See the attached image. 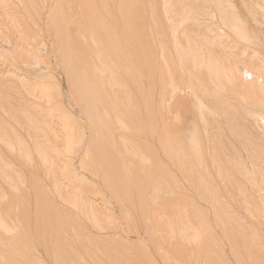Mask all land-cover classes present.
I'll return each instance as SVG.
<instances>
[{"label":"rangeland","instance_id":"374dc122","mask_svg":"<svg viewBox=\"0 0 264 264\" xmlns=\"http://www.w3.org/2000/svg\"><path fill=\"white\" fill-rule=\"evenodd\" d=\"M82 1L85 3L82 4ZM82 1L79 3V0H0V203H2L0 207L2 205L5 207L8 201L5 209L4 207L1 209L2 216L11 227H17L11 234L0 228V256L2 255L0 264H61L64 262V264L72 262V264H264L263 245L260 242L258 244L256 239H252L253 236L250 231L248 232V226L245 225L246 220H240V218L246 217L249 219L250 214L246 209H255L258 203L261 206L260 199L262 197L264 199V147H261L263 145L259 142V139H262L264 143L263 133L256 129L257 120L251 113L246 112L248 108L244 107L245 103H241L239 94H237L243 91L240 87L241 82H237L239 86L235 84V87H238L233 89L236 93H232L230 90L214 93L210 90L208 83H205L206 88L202 87L204 90H201V86L198 87L199 84L196 81L198 70L189 55L186 54L192 51L196 45L201 44L206 51L210 47V50L212 49L220 56H227L229 61L237 62L240 65L244 63L243 67L249 64L245 67L247 69L252 66L259 67L257 70L261 72L260 76H264V10H262L264 9V0H180V2L179 0H142V3H140L141 0L136 2L134 0H116V2L107 0L108 3L106 0L104 3L103 0H100L103 4L99 2V5L98 2L96 3L98 0ZM94 1L98 7L96 10L99 11H94L95 9L92 10V8L91 15L88 13L90 9L88 10L86 6L91 7L90 4ZM106 3L107 5H105ZM78 6L80 7L78 8ZM59 11L61 17L57 16ZM106 11H109V14H114L113 19L110 18L111 14L109 15ZM61 12L65 14L63 15ZM97 13L100 17L97 16ZM87 14L91 17H85L88 16ZM62 15L66 16L67 20ZM131 15H133V19L130 18ZM54 17L56 18L54 19ZM92 17L95 18V22H92L97 27L99 26L101 32L105 33H101L94 23L90 29L93 35L89 32L86 27L90 21H87ZM226 17H233L232 19L242 28L246 40L239 36L237 31L227 27ZM58 18L64 19L62 24H59L61 20L57 21ZM122 19L130 27L137 19V22L134 23H138L139 27L134 25L136 30L130 31L133 28L130 29ZM77 22L78 26H76ZM81 24L82 26H80ZM57 25L58 30L63 28L61 30L63 32L57 31ZM65 28L67 29L65 30ZM95 28L98 30L96 32H99L96 34L99 35L94 34ZM139 33L143 36L140 37ZM102 34L103 36H101ZM94 35L98 40L100 38L101 40L94 39L96 38ZM92 36L94 37L90 38ZM62 37L64 38L62 39ZM65 37H69L67 39L71 41H68V46L63 42ZM111 37L114 39L112 40ZM144 37L146 40L143 39ZM106 38L111 41H106V43ZM140 39L145 42L140 44ZM115 40H118L119 44ZM69 43H73L75 46L71 48L72 45ZM110 44L118 46L114 49L115 53L113 47L109 49L111 52L107 50L109 46L111 47ZM132 44L133 46H131ZM98 47H102L104 50ZM67 50L70 51L67 52ZM81 50L83 51L81 52ZM98 50L101 53L98 54ZM105 50L107 56L100 58L99 55L102 56L104 54L102 52ZM122 53L126 56L124 57ZM71 55H73L72 58L77 56L74 58L76 65L73 64L74 67H77V71H79L78 67H82V71L87 69L84 72L87 75V80L89 79L88 85H91L92 88L96 87L98 92L106 88V91L103 92L107 94L102 96L97 91L96 95L95 89H90L88 86V92L95 94V96L94 94L90 96H94L95 99L98 97L97 102L100 101L98 102L100 104H97L99 106L98 115L93 114L94 117L92 114L89 116L90 112L87 114L88 111L85 110L90 109L85 106L89 105L87 99L89 98L90 101V96L88 98L86 96V102L82 97L81 100H78L80 99L77 96L78 91H75L73 81L71 78L69 79V75L72 77L70 74L72 72ZM69 59L70 62L67 65ZM114 59L116 61L119 59L118 64ZM128 59H131V62ZM86 64L90 67H85ZM121 69L123 70L121 71ZM112 72L116 73L111 76ZM128 72L129 74H127ZM97 75L103 78H99ZM114 76L117 80H114ZM202 76L204 79L206 78L205 73L201 74ZM97 78H99L98 81ZM90 80L92 81L90 82ZM20 81L23 82V86L18 85L21 83ZM119 81L120 83H118ZM101 84L103 85L101 86ZM148 85L149 88H147ZM112 86H114L113 89ZM41 87L43 90L40 89ZM32 88L33 90H31ZM99 88L100 90H98ZM45 89L47 93H44L43 96ZM148 92L150 93L148 94ZM107 96L115 102L111 104L107 102V99L110 100ZM197 98L207 106L202 113L199 110ZM112 101L110 100V102ZM118 101L119 103H116ZM114 103L116 104L114 105ZM112 105L115 107H110ZM131 105L132 107H130ZM145 107L147 108L145 109ZM93 111L96 113V108ZM126 111L130 114H126ZM63 114L65 120L71 123L70 126L75 129L73 132L79 139L76 151L74 150L71 154L64 153L60 148L63 133V118L61 116ZM115 114L118 117L124 116L125 119L127 117V121L121 117L120 119L124 123L127 122L125 126L128 130L118 126V117ZM151 115L154 116V120ZM28 116H31L36 122L38 121L36 123L33 120L35 131L26 119L29 118ZM112 117L116 119L114 120L115 124L112 123L114 119ZM148 117L151 121L148 120ZM105 118L107 121L104 120ZM142 119L145 120V123ZM101 120L104 123H101ZM93 122H96L94 123L96 125ZM135 123L138 126H134ZM142 123L144 127L142 125L139 127ZM103 125L112 127L107 129ZM37 128L42 134L37 132ZM167 134L169 137L166 136ZM171 136H174L175 139ZM47 137L49 140L46 139ZM48 141H51L50 144ZM166 141L174 144L172 145L175 148H172L177 151L174 152L175 154L173 150H169L171 153H166L162 143H168ZM194 143H197L196 146ZM43 145H46L45 147L48 149H45ZM48 145L52 146L55 151L50 150ZM41 147L43 150L39 149ZM38 151L46 153L47 158L42 157ZM210 154L214 157L212 155L211 157ZM234 159L245 162L247 168H251L249 170L252 171L257 187L250 184L248 178L239 171ZM49 164L53 167L51 168ZM62 167H66V169ZM202 167H204L203 170H201ZM221 169L223 173H219L222 172ZM68 173H71L70 177ZM105 182H108L110 186ZM112 183L114 184L112 185ZM57 187L58 190H56ZM74 197H77L79 202L81 199L80 206L76 207L68 203ZM89 203L98 210V212L95 211L98 214L96 217L98 221L100 220L101 228L95 225L90 216L87 205ZM247 206L248 208H246ZM82 208L84 209L82 210ZM34 210L35 212H33ZM108 214L112 217L110 218ZM20 217L23 222L20 221ZM12 221L16 224H11ZM171 223L174 224L176 230L185 224L198 228L196 229L199 233L197 240L192 242V240H184L179 235H171ZM244 233L245 235H243ZM9 236L18 237L10 238L11 241L13 240L11 243ZM242 236L244 237L242 238ZM232 243H235L237 248H235L236 256L230 254ZM255 243L261 245V248ZM24 244L26 246H23ZM252 245L255 247L253 248ZM18 250L21 252L19 251V253ZM20 254L23 259L19 256Z\"/></svg>","mask_w":264,"mask_h":264},{"label":"bare ground","instance_id":"6f19581e","mask_svg":"<svg viewBox=\"0 0 264 264\" xmlns=\"http://www.w3.org/2000/svg\"><path fill=\"white\" fill-rule=\"evenodd\" d=\"M32 1V0H31ZM82 1V0H81ZM80 0H79V3L81 2ZM89 0H87V2H88ZM93 1V0H92ZM91 1V2H92ZM96 1V0H95ZM95 1H94V3H92V4H90V5H92L91 7L88 5V6H86V7H88V10H89V14H91L92 12H90L91 11V9L92 10H94V11H97L96 10V8H98V7H96L97 5H96V3L98 2V5H99V2H100V0H98V1H96V3H95ZM123 1H125V0H123ZM135 2L137 1V0H134ZM186 1V0H185ZM60 2V1H59ZM78 2V1H77ZM83 2V1H82ZM81 2V3H82ZM103 3L105 2L104 0L102 1ZM102 2H100L101 4H103ZM106 2H107V0H106ZM111 2V1H110ZM115 2H116V0H115ZM119 2H122V1H119ZM118 2V3H119ZM132 2V1H131ZM179 2H180V0H179ZM58 3V2H57ZM61 3V2H60ZM85 2H83L82 4H84ZM90 3V2H89ZM108 3V2H107ZM107 3L105 4V5H107ZM113 3H114V1H113ZM113 3H112V5H113ZM124 3V2H123ZM122 3V4H123ZM140 3H142V0H141V2ZM177 3V2H176ZM181 3H183L184 4V2H181ZM217 3H218V1H217ZM59 4V3H58ZM61 4H63V3H61ZM82 4H80V5H82ZM88 4V3H87ZM93 4H95L94 6H95V8L93 7ZM100 4V6H102ZM125 4H127V3H125ZM124 4V5H125ZM131 4V3H130ZM178 4V3H177ZM60 5V4H59ZM104 5V6H105ZM121 5V4H120ZM119 5V6H120ZM128 5H129V3H128ZM134 5V4H133ZM173 5V4H172ZM109 6V5H108ZM107 6V7H108ZM114 6V5H113ZM132 6V5H131ZM130 6V7H131ZM134 6H136V5H134ZM141 6V5H140ZM143 6V5H142ZM56 7H58V6H56ZM80 6H78V8H79ZM85 7V8H86ZM106 7V8H107ZM125 7H127V8H129L128 6H125ZM124 7V8H125ZM133 7V6H132ZM137 7V6H136ZM219 7V6H218ZM67 8V7H66ZM84 8V7H83ZM83 8H82V10H83ZM126 8V9H127ZM220 8V7H219ZM59 9V8H58ZM57 9V10H58ZM107 9H109V8H107ZM114 10H115V8H113ZM122 10H123V8H121ZM125 9V10H126ZM221 9V8H220ZM60 10H61V8H60ZM79 10V9H78ZM88 10H85L86 12L88 11ZM104 10V9H103ZM106 10V9H105ZM110 10V9H109ZM120 10V9H119ZM118 10V11H119ZM130 10V9H129ZM136 10V9H135ZM262 10H264V9H262ZM62 11H63V9H62ZM84 11V10H83ZM99 11V10H98ZM133 11V10H132ZM131 11V12H132ZM183 11V10H182ZM64 12V11H63ZM85 12V13H86ZM108 12V14H109V11H106V13ZM112 12V11H111ZM227 12V11H226ZM67 13V12H66ZM82 13V12H81ZM100 13V12H99ZM119 13V12H118ZM123 13V12H122ZM121 13V14H122ZM184 13V12H183ZM188 13V12H187ZM229 13V12H228ZM264 13V12H263ZM60 14V11L58 12V14H57V16H59V17H61V15H59ZM61 14H63L62 12H61ZM65 14V13H64ZM63 14V15H64ZM105 14V13H104ZM107 14V16H109ZM120 14V13H119ZM125 14H126V12H125ZM128 14V13H127ZM62 15V16H63ZM88 15V14H87ZM92 15V14H91ZM93 15H94V13H93ZM96 15V14H95ZM99 14L97 13V16H98ZM101 15V14H100ZM106 15V14H105ZM113 13L111 14V16H110V18L111 19H113L112 17H113ZM54 16H55V14H54ZM90 15H88V16H85V17H89ZM129 16H130V14H129ZM132 17H130V18H132L133 19V15H131ZM227 16V15H226ZM230 16V15H229ZM234 16V15H233ZM72 17V16H71ZM91 17V16H90ZM96 17V16H95ZM98 17H100V16H98ZM97 17V18H98ZM120 17H121V15H120ZM135 17V16H134ZM224 17V16H223ZM235 17V16H234ZM56 17H54V19H55ZM63 18L65 19V20H67L66 19V16L64 17L63 16ZM68 18V17H67ZM105 18V17H104ZM103 18V19H104ZM109 18V19H110ZM115 18H116V16H115ZM114 18V19H115ZM122 18V17H121ZM120 18V19H121ZM137 18V17H136ZM233 18V17H232ZM231 17H226V20H228V22H227V27L228 28H231V29H233V30H235V31H237V34L239 35V36H241L242 38H246V36L244 35V32L242 31V28H240L239 27V25L237 24V22H235L234 21V19H232ZM64 19H60V18H58V20L57 21H59V20H61L60 22H59V24H62L61 22L62 21H64ZM86 21H87V19L86 18H84ZM83 19V20H84ZM88 19H91V20H88L87 22H89L90 21V23L89 24H92V25H87V27L86 28H88L89 29V32H91L90 31V29H91V26L93 27V23L95 22L94 21V19H93V17L92 18H88ZM102 19V18H101ZM55 20V21H56ZM99 20V19H98ZM106 20V19H105ZM116 20V19H115ZM114 20V21H115ZM123 20V19H122ZM122 20H120L121 22H122ZM129 20V19H128ZM139 20V19H138ZM222 20H224V19H222ZM221 20V21H222ZM236 20V19H235ZM56 21V22H57ZM69 21V20H68ZM67 21V22H68ZM71 21H72V19H71ZM92 21H94V22H92ZM96 21H97V19H96ZM104 21V20H103ZM107 21V20H106ZM125 20H123V22H124ZM136 22H137V19L135 20ZM134 21V22H135ZM180 21V20H179ZM67 22H66V25H67ZM79 22V21H78ZM77 22V25L76 26H78V23ZM82 22V21H81ZM86 22V23H87ZM92 22V23H91ZM108 22V21H107ZM128 22V21H127ZM133 22V25L130 27L129 25H127L125 22V24L127 25V26H129L130 27V29L131 28H133V30H130V31H134V30H136V26H134V25H137V27H139V25H138V23H134ZM53 23H54V21H53ZM58 23V22H57ZM76 23V22H75ZM83 23V22H82ZM103 23V22H102ZM101 23V24H102ZM110 23V22H109ZM130 23H131V19H130ZM263 23V22H262ZM63 24H64V22H63ZM98 24H99V22H98ZM106 24V23H105ZM240 24V23H239ZM94 25H95V27H97L96 26V24L94 23ZM110 26H111V23L109 24ZM221 25V24H220ZM56 26V25H55ZM62 26V25H61ZM65 26V25H64ZM80 26H82V24L80 25ZM80 26H79V28H80ZM84 26V25H83ZM90 26V27H89ZM104 27H106L105 25H103ZM223 26V25H222ZM57 27H58V25H57ZM113 27V26H112ZM122 27V26H121ZM134 27H135V29H134ZM224 27V26H223ZM243 27V26H242ZM125 28V27H124ZM59 29V27L57 28V31L59 32V31H61V30H63V28L61 29V30H58ZM67 28H65V30H66ZM74 29V28H73ZM78 29V28H77ZM93 29V28H92ZM97 29H99V26L97 27ZM96 28L93 30V31H95V33L94 34H96V33H99V32H96V31H98ZM104 29H106V28H104ZM103 29V30H104ZM110 29H111V27H110ZM116 29V28H115ZM138 29V28H137ZM64 30V31H65ZM108 30H109V27H108ZM120 30V29H119ZM129 30V29H128ZM69 31V30H68ZM78 31H79V29H78ZM99 31L101 32L102 30H100L99 29ZM107 31V30H106ZM112 31V30H111ZM114 31V30H113ZM124 31V30H123ZM61 32H63V31H61ZM60 32V33H61ZM67 32V31H66ZM66 32H65V34H66ZM109 32V31H108ZM128 32V31H127ZM234 32V31H233ZM247 32V31H246ZM85 33V32H84ZM83 33V34H84ZM92 33V35H93V32H91ZM101 33H105V32H101ZM113 33V32H112ZM111 33V35H113ZM125 33V32H124ZM65 34H62L63 36L65 35ZM219 34V33H218ZM60 35V34H59ZM67 35H68V33H67ZM91 35V34H90ZM96 35H99V34H96ZM110 35V34H109ZM124 35V34H123ZM247 35H249V34H247ZM1 36V35H0ZM95 36V35H94ZM94 36H92V37H90V38H93ZM101 36H103V34L101 35ZM100 36V37H101ZM108 36V35H107ZM117 36V35H116ZM125 36H126V34H125ZM139 36L141 37V36H143V35H141L140 33H139ZM88 37V36H87ZM96 37V36H95ZM119 37V36H118ZM118 37H117V39H118ZM215 37V36H214ZM248 37V36H247ZM64 37H62V39H63ZM69 39V37H65V39L63 40V42H64V44L66 45V46H68V41H70V40H68ZM81 38V37H80ZM107 38H109V37H107ZM107 38H106V40H105V42L106 41H111V40H107ZM112 38V37H111ZM125 38V37H124ZM139 38V37H138ZM146 37H144L143 39H145ZM216 38V37H215ZM221 38V37H220ZM219 38V39H220ZM61 39V40H62ZM94 39H97V41H100L101 40V38H100V40H98V38L96 37V38H94ZM93 39V40H94ZM114 38H112V40H113ZM132 39V38H131ZM142 39V38H141ZM141 39H140V41H141ZM142 39V40H143ZM124 40H126V39H124ZM146 40V39H145ZM145 40L144 41H141L140 42V44L141 43H143V42H145ZM215 41H216V39H214ZM221 40V39H220ZM246 40V39H245ZM86 41V40H85ZM95 41V40H94ZM97 41H95L96 43H97ZM104 41V40H103ZM117 41L118 40H115V42L117 43ZM133 41V40H132ZM2 42V41H1ZM71 42V41H70ZM76 42V41H75ZM93 42V41H92ZM104 42V43H105ZM135 42V41H134ZM212 42H214L213 41V39H212ZM94 43V42H93ZM107 43V42H106ZM106 43L104 44L105 46H106ZM112 43H113V41H112ZM124 43V42H123ZM62 44V43H61ZM70 44V43H69ZM118 44H119V41H118ZM221 44V43H220ZM219 44V45H220ZM29 45V44H28ZM64 45V46H65ZM70 45H72L71 46V48H73L74 46H73V43H71ZM78 45V44H77ZM94 45V44H93ZM111 45V44H110ZM84 46V45H83ZM87 46V45H86ZM90 46V45H89ZM96 46H98V45H96ZM100 46V45H99ZM130 46V45H129ZM131 46H133V44L131 45ZM212 46V45H211ZM70 47V46H69ZM68 47V48H69ZM113 47V48H112ZM116 47H118V46H114V44L113 45H111V47L109 46L108 47V49L107 50H109L110 48H112L113 50L116 48ZM120 47V46H119ZM76 48V47H75ZM99 48V47H98ZM100 48H102V47H100ZM99 48V49H100ZM103 48H105L104 46H103ZM102 48V49H103ZM107 48V47H106ZM133 48V47H132ZM248 48V47H247ZM65 49V48H64ZM70 49V48H69ZM82 49V48H81ZM127 49V48H126ZM129 49V48H128ZM134 49V48H133ZM66 50V49H65ZM72 50V49H71ZM91 50V49H90ZM104 50V49H103ZM102 50V51H103ZM112 50V51H113ZM117 50V49H116ZM130 50H131V48H130ZM214 50V49H213ZM70 50H67V52H69ZM75 51V50H74ZM83 50H81V52H82ZM87 51H89V50H87ZM94 51V50H93ZM110 51V50H109ZM127 51V50H126ZM129 51V50H128ZM132 51V50H131ZM99 50H98V54H99ZM111 52V51H110ZM134 52V51H133ZM207 52V53H206ZM93 53V52H92ZM91 53V54H92ZM101 53V52H100ZM102 53H104L102 56H101V54L99 55V57L101 58V57H103V56H105L107 53H106V50L104 51V52H102ZM114 53H115V50H114ZM135 53V52H134ZM245 53V52H244ZM97 54V55H98ZM110 54V53H109ZM133 54V53H132ZM136 54V53H135ZM145 54V53H144ZM149 54V53H148ZM186 54H188L189 55V58H191V60L193 61V63H194V65H195V68H197V76H198V78H197V83L199 84L198 85V87L199 86H201V90H204L206 87H205V83H208L209 84V87H210V90L212 91V92H214V93H218V92H225V91H228V90H230V91H232V93L233 92H235L233 89H237L238 87H235V84H236V86H239V82H241V88H242V93H241V91H240V89H239V93H237V94H239V97H240V99H241V103H245V105H244V107L245 106H247V110L249 111H246L247 113H251L254 117H255V119L257 120V126H256V129H258V130H261L262 131V133H263V136H264V76H260V74L259 73H261L260 71L258 72V68L259 67H256V68H254L253 66V68L251 67V68H249V69H247V68H245V67H247V66H249V64L247 65V66H245V67H243L242 65L244 64H239V63H237V62H232V61H229L228 59H227V56H220L219 54H217L215 51H212V49L210 50V47H209V49L206 51L205 49H204V47L201 45V44H199V45H196L194 48H193V50L192 51H190V52H188V53H186ZM26 55H27V53H26ZM35 55V54H34ZM76 55V54H75ZM78 55V54H77ZM80 55H82V54H80ZM111 55V54H110ZM109 55V56H110ZM114 55V54H113ZM122 55L125 57L126 55H124V53H122ZM32 56V55H31ZM72 56L73 55H71V58H72ZM82 56H84V55H82ZM88 56V55H87ZM90 56V55H89ZM91 56H93V55H91ZM94 56H96V55H94ZM107 56V55H106ZM131 56V55H130ZM149 56V55H148ZM28 57H29V54H28ZM33 57V56H32ZM78 57H81V56H78ZM98 57V56H97ZM128 57V56H127ZM232 57V56H231ZM74 58H77V56L76 57H74ZM74 58H72V60H71V62H70V59H69V61L67 60V65H69V62H70V64L72 65V67H71V69H72V72L70 73V71H69V73L71 74V76L72 77H70V75H69V79L71 78V80L73 81V86L75 87V91H78L77 93V96H79V98L80 99H78V100H81V97H82V99H83V101H85L86 102V99L88 98V96H90V95H92V94H94V92L96 93V87H93L94 89H95V91L93 92V88L91 87V85H88V82H89V79L87 80V78H86V76L87 75H85V72L87 71V69H86V71H85V69L82 71L81 70V68H79L78 67V69H79V71H77V67H74V65H76L74 62H75V59ZM85 58V57H84ZM87 58V57H86ZM95 58V57H94ZM112 58V57H111ZM118 58V57H117ZM226 58V59H225ZM259 58V57H258ZM91 59V58H90ZM150 59V58H149ZM79 61H80V59H78ZM82 60V59H81ZM88 60V59H87ZM92 60V59H91ZM96 60V59H95ZM99 59L97 58V61H98ZM100 60H102L103 61V59H100ZM107 60V59H106ZM106 60H104V61H106ZM115 61H116V59H114ZM113 60V61H114ZM126 60V59H125ZM129 60V59H128ZM78 61V62H79ZM112 61V62H113ZM118 61H119V59H118ZM118 61H116L117 62V64H118ZM124 61V60H123ZM127 61V60H126ZM130 62H131V59L129 60ZM77 62V61H76ZM80 62H82V61H80ZM86 62V61H85ZM93 62H95V61H93ZM108 62H111V61H108ZM121 62V61H120ZM128 62V61H127ZM247 62V61H246ZM37 63V62H36ZM102 63H104V62H102ZM105 63H107V62H105ZM104 63V64H105ZM74 64V65H73ZM80 64V63H79ZM83 64V63H82ZM90 64V63H89ZM91 64H93V63H91ZM98 64H100V63H98ZM112 64V63H111ZM131 64V63H130ZM129 64V65H130ZM38 65V64H37ZM108 65V64H107ZM116 65V64H115ZM81 66V65H80ZM83 66V65H82ZM87 66V68L88 67H90V66H88L87 64L85 65V67ZM100 66V65H99ZM111 66V65H110ZM131 66V65H130ZM149 66H150V64H149ZM251 66V65H250ZM70 66H68V68H69ZM94 67V66H93ZM92 67V68H93ZM109 67V66H108ZM107 67V68H108ZM125 67V66H124ZM132 67V66H131ZM130 67V68H131ZM99 68V67H98ZM112 68V67H111ZM110 68V69H111ZM119 68H122V67H120L119 66ZM128 68V67H127ZM153 68H154V66H153ZM70 69V68H69ZM76 69V70H75ZM83 69V68H82ZM94 69V68H93ZM100 69H102V68H100ZM125 69V68H124ZM151 69V68H150ZM149 69V70H150ZM156 69V68H155ZM251 69V70H250ZM95 70V69H94ZM103 70V69H102ZM108 70V69H107ZM123 69H121V71H122ZM126 71H128L127 69H125ZM257 70V71H256ZM85 71V72H84ZM89 71H90V69H89ZM103 71H105V70H103ZM115 71V70H114ZM118 71V70H117ZM125 71V72H126ZM91 72V71H90ZM98 72H99V70H98ZM131 72V71H130ZM264 72V71H263ZM68 73V74H69ZM94 73H96V72H94ZM103 73V72H102ZM105 73V72H104ZM103 73V74H104ZM116 73V72H115ZM115 73H111L110 75L111 76H113L112 74H115ZM205 73V76H206V78L205 79H207L206 81H205V79L203 78V76L201 77V74L203 75ZM11 74V73H10ZM87 74H88V72H87ZM120 74V73H119ZM126 74V73H125ZM127 74H129V72L127 73ZM126 74V75H127ZM131 74V73H130ZM12 75H13V73H12ZM96 75V74H95ZM100 75H101V73H100ZM14 76H16L15 74H14ZM89 76V75H88ZM99 78H101L99 75H97ZM119 76V75H118ZM117 76V77H118ZM120 76H121V74H120ZM91 77V76H90ZM122 77V76H121ZM128 77V76H127ZM22 78V77H21ZM99 78H97V81H98V79ZM103 78V77H102ZM114 78V80H117V78L115 79V76L113 77ZM129 79H130V77H128ZM16 79V78H15ZM19 79V78H18ZM91 79V78H90ZM94 79V78H93ZM92 79V80H93ZM195 79V78H194ZM19 80H21V79H19ZM23 81H24V79H22ZM92 80H90V82L92 81ZM95 80V79H94ZM107 80V79H106ZM195 81V80H194ZM205 81V82H204ZM239 81V82H238ZM15 82V81H14ZM21 82V81H20ZM19 82V83H20ZM25 82V81H24ZM100 82V81H99ZM115 82V81H114ZM117 82V81H116ZM121 82H123V81H121ZM238 82V83H237ZM118 83H120V81L118 82ZM131 83V82H130ZM96 84V83H95ZM97 84H99L98 82H97ZM117 84V83H116ZM193 84V83H192ZM238 84V85H237ZM18 85H22L23 86V82H21L20 84H18ZM103 84H101V86H102ZM118 85H120V84H118ZM125 85H126V83H125ZM207 85V84H206ZM24 86H25V84H24ZM51 86V85H50ZM86 86H87V88H86ZM90 87V89L92 88L93 90H91L92 92V94H90L88 91V88ZM121 86V85H120ZM124 86V85H123ZM192 86V85H191ZM73 87V88H74ZM113 87L114 86H112L111 88L113 89ZM116 87V86H115ZM202 87L204 88V89H202ZM235 87V88H234ZM120 88V87H119ZM125 88V87H124ZM127 88V87H126ZM147 88H149V85H148V87ZM151 88V87H150ZM40 89H42V87L40 88ZM106 89V88H105ZM104 89V90H105ZM209 89V88H208ZM227 89V90H226ZM31 90H33V88L31 89ZM43 90V89H42ZM42 90H41V92H42ZM98 90H100V88L98 89ZM103 90V91H104ZM120 90V89H119ZM131 90V89H130ZM141 90V89H140ZM140 90H138V91H140ZM148 90H150V89H148ZM151 90H152V88H151ZM51 91V90H50ZM60 91V90H59ZM80 91V92H79ZM102 91V90H101ZM98 92L97 91V93H101V95L103 96L105 93L103 92ZM106 91V90H105ZM127 91V90H126ZM125 91V92H126ZM196 91V90H195ZM194 91V92H195ZM209 91V90H208ZM27 92H28V89H27ZM40 92V93H41ZM110 92V91H109ZM116 92V91H115ZM122 92V91H121ZM121 92H119V93H121ZM146 92V91H145ZM154 92V91H153ZM193 92V93H194ZM44 93H47L46 92V89H45V91L43 92V96H44ZM52 93V92H51ZM85 93H87V94H85ZM97 93H96V95H97ZM128 93H129V89H128ZM127 93V94H128ZM133 93V92H132ZM150 92H148V94H149ZM201 93V92H200ZM203 93V92H202ZM236 93V92H235ZM241 93V94H240ZM83 96H82V95ZM107 94V93H106ZM106 94H105V96H106ZM109 94V93H108ZM118 94V93H117ZM126 94V93H125ZM147 94V93H146ZM151 94H152V92H151ZM150 94V95H151ZM196 94V93H195ZM42 95V94H41ZM47 95V94H46ZM49 95V94H48ZM115 95H116V93H115ZM141 95V94H140ZM149 95V96H150ZM236 95V94H235ZM40 96V95H39ZM85 96V98H83ZM86 96H87V98H86ZM94 96H95V94H94ZM94 96H90V101L87 99V103H89V105H90V103H91V105L89 106L88 104H86L85 102H82V103H85L86 105V108H88V107H90V109L92 110V112H91V110L88 108V109H85V110H87L88 112H87V114L89 113V116L92 114V116H93V114H97V109L99 108V106H97V104H100V103H98V102H100V101H98L97 102V98L98 97H96V99H95V97ZM99 96V95H98ZM101 96V97H102ZM109 96H111L110 94H109ZM118 96V95H117ZM153 96V95H152ZM47 97H49V96H47ZM52 97V96H51ZM112 97V96H111ZM120 97V96H119ZM147 97V96H146ZM199 97V96H198ZM204 97V96H203ZM218 97V96H217ZM237 97V96H236ZM61 98V97H60ZM107 98H110V97H108L107 96ZM129 98V97H128ZM133 98V97H132ZM140 98V97H139ZM149 98V97H148ZM220 98V97H219ZM49 99V98H48ZM99 99L100 100H102L100 97H99ZM105 99V98H104ZM114 99V98H113ZM116 99H118V98H116ZM130 99V98H129ZM151 99V98H150ZM149 99V100H150ZM196 99V98H195ZM239 99V98H238ZM108 101L107 102H109L110 104L111 103H113V102H115V101H112V98H110V100L112 101V102H110V100L109 99H107ZM115 100V99H114ZM127 100V99H126ZM215 100H219V99H215ZM214 100V101H215ZM89 101V102H88ZM130 101V100H129ZM137 101H138V99H137ZM137 101H136V103H137ZM144 101V100H143ZM151 101V100H150ZM220 101H222V100H220ZM240 101V100H239ZM124 102V101H123ZM153 102H154V100H153ZM152 102V103H153ZM197 104H198V106H199V110H200V112L202 113V111H203V109L205 108V104H204V102L203 101H201L200 99H198L197 98ZM79 103H80V101H79ZM104 103L106 104V102L104 101ZM108 103V104H109ZM116 103H119V101L118 102H116ZM116 103H114V105L116 104ZM121 103V102H120ZM141 103H142V101H141ZM151 103V102H150ZM209 103V102H208ZM103 104V103H102ZM130 104H132V103H130ZM158 104V103H157ZM218 104V103H217ZM114 105H112V106H110V107H112L113 108V106ZM128 105H129V103H128ZM155 105V104H154ZM92 106V107H91ZM106 106H108L107 104H106ZM125 106V105H124ZM126 106H127V104H126ZM150 106V105H149ZM152 106H153V104H152ZM222 106V105H221ZM109 107V108H110ZM115 107V106H114ZM130 107H132V105L130 106ZM207 107V106H206ZM96 108V113H95V111H93L94 109ZM106 108V107H105ZM122 108V107H121ZM121 108H120V110H121ZM134 108H135V106H134ZM147 107H145V109H146ZM219 108V107H218ZM57 109V108H56ZM84 109V108H83ZM111 109V108H110ZM116 109V108H115ZM115 109H113L114 111H115ZM118 109V108H117ZM136 109V108H135ZM152 109H153V107H152ZM151 109V110H152ZM212 109V108H211ZM216 109V108H215ZM225 109V108H224ZM90 110V111H89ZM109 110V109H108ZM136 110H138V109H136ZM140 110V109H139ZM159 110V109H158ZM119 111V110H118ZM122 111V110H121ZM128 111V110H127ZM126 111V112H127ZM133 111V110H132ZM135 111V110H134ZM141 111V110H140ZM208 111V110H207ZM212 111V110H211ZM227 111V110H226ZM100 112V111H99ZM146 113H147V111H145ZM159 112V111H158ZM113 113V112H112ZM116 113V112H115ZM135 113V112H134ZM133 113V114H134ZM153 113V112H152ZM26 114H28V113H26ZM102 114V113H101ZM120 114V113H119ZM125 114V113H124ZM126 114H128V112L126 113ZM129 114H130V112H129ZM128 114V115H129ZM138 114V113H137ZM140 114H142L141 112H140ZM139 114V115H140ZM59 115V114H58ZM98 115V114H97ZM103 115V114H102ZM101 115V116H102ZM114 115V114H113ZM121 116H122V114H120ZM127 115V116H128ZM159 115H161V114H159ZM248 115V114H247ZM66 116V115H65ZM88 116V115H87ZM86 116V117H87ZM88 116V117H89ZM95 116V115H94ZM93 116V117H94ZM110 116H111V114H110ZM115 116H117L116 114H115ZM120 116V117H121ZM136 116V115H135ZM135 116H134V118H135ZM152 116V115H151ZM250 116V115H249ZM29 117V116H28ZM62 118H63V121H62V128H63V133H62V136H61V142H62V145H61V150L64 152V153H66V154H71V153H73L74 152V150L76 149V146L79 144V139H78V137L76 138V136H75V134H74V132H73V130H75V129H73L72 128V126H70V124L71 123H69V122H67V120H65V118H64V114H63V116H61ZM118 117V116H117ZM120 117H118L117 118V123H118V126L120 127V128H123V127H125L126 129H127V127L125 126V125H127V124H125V123H127V122H125L124 123V121L122 120V119H120ZM131 117V116H130ZM138 117H140V116H138ZM142 117V116H141ZM150 117V116H149ZM148 117V120L149 121H151L150 120V118ZM153 117V120H154V116H152ZM234 117V116H233ZM36 118V117H35ZM98 118V117H97ZM112 118H114V117H112ZM121 118H124V120H126L127 119V117H126V119H125V117L123 116V117H121ZM143 118V117H142ZM202 118V117H201ZM27 120H28V122L30 123V126L33 128V130L35 131V129H36V127H35V123H34V119L33 118H31V116L29 117V118H26ZM39 119V118H38ZM68 119H70V118H68ZM89 119V118H88ZM91 119V118H90ZM139 119V118H138ZM163 119V118H162ZM202 119H204V118H202ZM233 119V118H232ZM34 120V121H33ZM62 120V119H61ZM104 120H106V118L104 119ZM103 120V121H104ZM114 120H116L115 118L113 119V122L112 123H114L115 124V122H114ZM132 120V119H131ZM140 120H141V118H140ZM143 120V119H142ZM156 120V119H155ZM201 120V119H200ZM207 120V119H206ZM216 120V119H215ZM95 121H96V119H95ZM99 121V120H98ZM97 121V122H98ZM107 121V120H106ZM111 121H112V119H111ZM110 121V122H111ZM127 121V120H126ZM130 121V120H129ZM128 121V122H129ZM144 121V123H145V120H143ZM36 122V121H35ZM38 122V121H37ZM36 122V123H37ZM100 122V121H99ZM110 122H108V123H110ZM142 122V121H141ZM161 122V121H160ZM233 122V121H232ZM92 123V122H91ZM94 123H96V122H93V124ZM101 123H104V122H102V120H101ZM129 123H131V121L129 122ZM234 123H236V122H234ZM106 124H107V122H106ZM134 124V123H133ZM153 124V123H152ZM163 124V123H162ZM205 124V123H204ZM94 125H96V124H94ZM129 125V124H128ZM131 125V124H130ZM144 127V125H143V123L142 124H140L139 125V127H142V126ZM147 125H149V124H147ZM42 126V125H41ZM100 126H101V124H100ZM114 126V125H113ZM133 126V125H132ZM134 126H138V125H136V123H135V125ZM150 126H152V125H150ZM158 126V125H157ZM164 126H165V123H164ZM166 126H168V125H166ZM239 126V125H238ZM30 127V128H31ZM44 127V126H43ZM42 127V129L44 130V128ZM103 127H105V125H103ZM109 125L107 126V127H105V128H107V129H110V127H112V126H110L109 128ZM118 127V128H119ZM147 127H149V126H147ZM156 127V126H155ZM154 127V128H155ZM253 127V126H252ZM40 128V127H39ZM39 128H37L38 129V131L37 132H40L39 131ZM117 128V127H116ZM133 128V127H132ZM135 128V127H134ZM133 128V129H134ZM160 128H161V126H160ZM165 128V127H164ZM163 128V129H164ZM170 128V127H169ZM41 129V128H40ZM106 129V130H107ZM131 129V128H130ZM138 129V128H137ZM6 130V129H5ZM95 130V129H94ZM128 130V129H127ZM132 130V129H131ZM144 131H145V129H143ZM167 130H169V129H167ZM232 130V129H231ZM46 131V130H45ZM78 131H79V129H78ZM96 131V130H95ZM108 132H109V130H107ZM140 131H141V129H140ZM153 131V130H152ZM161 131V130H160ZM169 131H171V130H169ZM76 132V131H75ZM122 132H124V131H122ZM122 132H120V133H122ZM131 132V131H130ZM137 132H139V131H137ZM136 132V133H137ZM142 132V131H141ZM147 132V131H146ZM148 132H149V129H148ZM174 132V131H173ZM177 132V131H176ZM233 132H234V130H233ZM41 134H42V132H40ZM80 133V132H79ZM102 133V132H101ZM112 133V132H111ZM163 133V132H162ZM165 133H166V131H165ZM181 133V132H180ZM235 133V132H234ZM33 134V133H32ZM39 134V133H38ZM77 134V133H76ZM108 134V133H107ZM170 134V133H169ZM45 135H48V134H46L45 133ZM105 135V134H104ZM103 135V136H104ZM112 135H113V133H112ZM117 135V134H116ZM138 135V134H137ZM146 135V134H145ZM173 135V134H172ZM251 135V134H250ZM42 136V135H41ZM81 136H82V134H81ZM108 136V135H107ZM114 136V135H113ZM120 136V135H119ZM125 136H126V134H125ZM128 136V135H127ZM150 136H151V134H150ZM166 136H168V134L166 135ZM178 136H179V134H178ZM241 136V135H240ZM37 137H39V136H37ZM43 137V136H42ZM169 137V136H168ZM171 137H174V136H171ZM192 137H193V135H192ZM200 137H201V135H200ZM235 137V136H234ZM238 137V136H237ZM83 138V137H82ZM123 138V137H122ZM122 138H121V140H122ZM164 138V137H163ZM162 138V139H163ZM249 138V137H248ZM47 140H49L48 139V137L46 138ZM109 139V138H108ZM174 139H175V137H174ZM178 139V138H177ZM181 139V138H180ZM190 139H191V137H190ZM211 139H213V138H211ZM220 139V138H219ZM20 140V139H19ZM171 140V139H170ZM192 140H193V138H192ZM195 140V139H194ZM43 141H45V140H43ZM43 141L41 142L40 141V143H43ZM80 141H81V139H80ZM109 141V140H108ZM113 141V140H112ZM163 141H164V139H163ZM177 141V140H176ZM180 141V140H179ZM196 141V140H195ZM22 142V141H21ZM49 142H51V141H48V143ZM78 142V143H77ZM123 142V141H122ZM166 142H168V141H166ZM191 142V141H190ZM235 142V141H234ZM250 142V141H249ZM259 142L263 145V146H261V147H264V143H263V140L262 139H259ZM10 143V142H9ZM39 143V142H38ZM37 143V146H39V144ZM114 143V142H113ZM125 143V142H124ZM123 143V144H124ZM159 143H161V142H159ZM163 144H164V149H166V153L167 152H169V153H171V151H169V150H173V153L174 152H177V151H174V149L172 148V147H174L173 145V143H170V142H168V143H164V142H162ZM169 143L172 145H170L169 146ZM200 143V142H199ZM221 143H222V141H221ZM253 143V142H252ZM50 144V143H49ZM162 144V145H163ZM176 144V143H175ZM179 144V143H178ZM181 144V143H180ZM195 144V143H194ZM197 144V143H196ZM196 144H195V146H196ZM232 144V143H231ZM260 144V145H261ZM53 145V144H52ZM115 145V144H114ZM165 145H166V147H165ZM254 145V144H253ZM15 146V145H14ZM37 146H36V148H37ZM41 146V145H40ZM46 146V145H45ZM44 145H43V147L46 149L47 147H45ZM176 146V145H175ZM179 146V145H178ZM191 147L193 146V145H190ZM199 146V145H198ZM217 146V145H216ZM255 146H257V145H255ZM9 147H12V146H9ZM24 147V146H23ZM48 147H50L49 149L50 150H52V151H55L54 150V148L52 147V146H50V145H48ZM187 147V146H186ZM14 148V147H13ZM117 148V147H116ZM126 148H127V146H126ZM171 148V149H170ZM175 148V147H174ZM193 148H195L194 146H193ZM209 148V147H208ZM216 148V147H215ZM225 148V147H224ZM253 148H255V147H253ZM260 148V147H259ZM16 149V148H15ZM22 149V148H21ZM39 149H42V147L41 148H39ZM48 149V148H47ZM59 149V148H58ZM128 149V148H127ZM181 149V148H180ZM43 150V149H42ZM60 150V149H59ZM162 151H163V149H161ZM177 150V149H176ZM198 150H200V149H198ZM262 150V149H261ZM22 151V150H21ZM61 151V152H62ZM76 151V150H75ZM181 151V150H180ZM184 151H185V149H184ZM228 151H229V149H228ZM254 151V150H253ZM30 152V151H29ZM37 152V151H36ZM40 152V153H39ZM58 152V151H57ZM60 152V151H59ZM124 152V151H123ZM214 152V151H213ZM248 152V151H247ZM27 153V152H26ZM38 153L39 154H42V157H45V158H47V156H45V154L46 153H44L43 151H38ZM48 153V152H47ZM52 153V152H51ZM181 153V152H180ZM180 153H177V154H180ZM185 153V152H184ZM54 154V153H53ZM102 154V153H101ZM175 154V153H174ZM197 154V153H196ZM215 154H216V152H215ZM237 154V153H236ZM251 154V153H250ZM262 154V153H261ZM25 155V154H24ZM28 155V154H27ZM26 155V156H27ZM57 155V154H56ZM65 155V154H64ZM111 155V154H110ZM171 155V154H170ZM212 154H210V156H211ZM213 155H214V153H213ZM212 155V156H213ZM29 156V155H28ZM40 156V155H39ZM101 156H103V155H101ZM164 156H165V154H164ZM176 156V155H175ZM211 156V157H212ZM253 156V155H252ZM42 157H40V158H42ZM71 157V156H70ZM106 157V156H105ZM214 157V156H213ZM254 157H255V155H254ZM260 157V156H259ZM31 158V157H30ZM44 158V159H45ZM103 158V157H102ZM107 158V157H106ZM147 158V157H146ZM149 158V157H148ZM168 158V157H167ZM176 158V161H178V159H177V157H175ZM174 158V159H175ZM181 158V157H180ZM188 158V157H187ZM220 158V157H219ZM234 158V157H233ZM258 158V157H257ZM43 159V158H42ZM104 159V158H103ZM143 159V158H142ZM170 159H172V158H170ZM183 159V158H182ZM186 159V158H185ZM214 159V158H213ZM259 159V158H258ZM204 160V159H203ZM221 160V159H220ZM219 160V161H220ZM43 161V160H42ZM175 161V162H176ZM181 161V160H180ZM218 161V162H219ZM226 161V160H225ZM52 162V161H51ZM186 162H187V160H186ZM190 162V161H189ZM192 162V161H191ZM171 163H174V162H171ZM193 163V162H192ZM214 163V162H213ZM212 163V164H213ZM234 163H235V165H236V167L237 168H239L238 170L243 174V175H245L247 178H248V180H249V183L250 184H254L256 187L258 186L257 185V182H256V180H255V178L253 177V174H252V171L251 170H249V169H251V168H247V166H246V164H245V162H243V161H241V160H238V159H234ZM52 164H53V162H52ZM66 164V163H65ZM107 164V163H106ZM176 164V163H175ZM178 164V163H177ZM176 164V165H177ZM183 164H185V163H183ZM257 164V163H256ZM2 165V164H1ZM50 165V164H49ZM109 165V164H108ZM187 165V164H186ZM192 165H194V164H192ZM208 165V164H207ZM213 165H216V164H213ZM221 165V164H220ZM113 166V165H112ZM181 166H183L182 164H181ZM180 166V167H181ZM219 166V165H218ZM50 167H51V165H50ZM53 167V166H52ZM51 167V168H52ZM110 167V166H109ZM221 167V166H220ZM257 167V166H256ZM259 167V166H258ZM62 168H65L66 169V167H62ZM68 168H69V166H68ZM203 168L204 167H202V169L201 170H203ZM103 169V168H102ZM177 169V168H176ZM183 169H184V166H183ZM190 169V168H189ZM194 169H195V167H194ZM234 169H236V168H234ZM107 170V169H106ZM185 170V169H184ZM208 170V169H207ZM222 170V169H221ZM115 171V170H114ZM220 171V170H219ZM66 172V171H65ZM235 172V171H234ZM264 172V171H263ZM219 173H223V170H222V172H219ZM233 173V172H232ZM6 175V174H5ZM66 176H67V174H65ZM68 175H69V177H70V175H71V173L69 174L68 173ZM12 176V175H11ZM112 176V175H111ZM106 178L108 177V176H105ZM110 177V176H109ZM113 177V176H112ZM171 177V176H170ZM263 177H264V175H263ZM262 177V178H263ZM14 178V177H13ZM173 178V177H172ZM107 180H110V179H107ZM10 183V182H9ZM105 183H108V182H105ZM11 184V183H10ZM13 184H15V183H13ZM17 184V183H16ZM15 184V185H16ZM56 184V183H55ZM114 183H112V185H113ZM13 186V187H16V186ZM18 185V184H17ZM107 185H109L110 186V184L108 183ZM18 187V186H17ZM113 187V186H112ZM111 188V187H110ZM7 189H9V188H7ZM12 189V188H11ZM21 189V188H20ZM54 189H56V188H54ZM53 189V190H54ZM13 190V189H12ZM16 190V189H15ZM56 190H58V187H57V189ZM81 192H83V191H81ZM19 193V192H18ZM78 193V192H77ZM80 193V192H79ZM58 194V193H57ZM59 194H61L60 193V191H59ZM96 194V193H95ZM1 195V194H0ZM10 195V194H9ZM12 195H13V193H12ZM11 195V196H12ZM15 195V194H14ZM20 195V194H19ZM68 195V194H67ZM17 196V195H16ZM26 196V195H25ZM69 196V195H68ZM75 196V195H74ZM6 197V196H5ZM15 197V196H14ZM64 197V196H63ZM62 197V198H63ZM70 197V196H69ZM79 197V196H78ZM3 198V197H2ZM24 198V197H23ZM35 198H37V196H35ZM50 198V197H49ZM77 197H74V199H72V200H69L68 201V203H70V205H72V206H80V202H81V199H80V202L76 199ZM82 198V197H81ZM263 198V197H262ZM260 199L261 200V206H259V203H258V206L256 205V207H258V208H256L255 207V209L254 208H250V209H246V210H248L249 211V214H250V216H249V219H248V217H246V218H240V220H246V223H245V225H247L248 226V232L250 231L251 232V236H253L252 237V239L254 238V239H256L257 240V242H258V244H259V242H260V244L261 245H263L264 246V199ZM6 200H7V198H5ZM4 199V200H5ZM15 199V198H14ZM46 199H47V197H46ZM53 199V198H52ZM69 199V198H68ZM34 200V199H33ZM259 200V199H258ZM44 201V200H43ZM82 201H83V199H82ZM88 201V200H87ZM255 201V200H254ZM257 201V200H256ZM255 201V202H256ZM1 202V201H0ZM14 202H16V201H14ZM13 202V203H14ZM36 202V201H35ZM38 202V201H37ZM46 202H48V201H46ZM252 202V201H251ZM254 202V203H255ZM257 202H259V201H257ZM7 203H8V201H7ZM6 203V204H7ZM12 203V204H13ZM17 203V202H16ZM82 203V202H81ZM84 203H85V201H84ZM83 203V204H84ZM87 203V202H86ZM93 203V202H92ZM247 203H249V202H247ZM253 203V202H252ZM252 203H251V205H252ZM0 204H2V203H0ZM3 204H4V202H3ZM5 204V207L7 206ZM94 204V203H93ZM257 204V203H256ZM26 205H28V204H26ZM88 205V209H89V213H90V216H91V218H93V222L95 223V225L97 226V227H99L100 225V220L98 221V218L96 217V215L98 216V214L96 213V211L98 212V210L97 209H94L91 205H90V203L89 204H87ZM96 205V204H95ZM247 205H249V204H247ZM254 205V204H253ZM1 206V205H0ZM34 206H35V204H34ZM33 206V207H34ZM37 206V205H36ZM42 206H43V204H42ZM84 206V205H83ZM82 206V207H83ZM255 206V205H254ZM253 206V207H254ZM3 205H2V207H0V210L1 209H3ZM5 207H4V209H5ZM22 207H25V206H22ZM51 207V206H50ZM53 207V206H52ZM87 207V206H86ZM96 207V206H95ZM13 208V207H12ZM12 208H10V209H12ZM21 208V207H20ZM35 208V207H34ZM246 208H248V206L246 207ZM9 209V210H10ZM37 209V208H36ZM41 209V208H40ZM76 209H78V208H76ZM80 209V208H79ZM78 209V210H79ZM84 208H82V210H83ZM28 210V209H27ZM96 210V211H95ZM11 211V210H10ZM18 211V213H19V210H17ZM26 211V210H25ZM30 211V210H29ZM81 211V210H80ZM13 212H14V210H13ZM22 212V211H21ZM28 212V211H27ZM33 212H35V210L33 211ZM37 212V211H36ZM40 212V211H39ZM42 212V211H41ZM44 212V211H43ZM50 212V211H49ZM107 212V211H106ZM111 212V211H110ZM259 212V215H257V213ZM3 212H2V210H1V214H0V228L1 229H3V231H5V232H7V233H12V232H14L15 230H16V228H14V227H11L8 223H7V221L3 218V214H2ZM9 213V212H8ZM12 213V212H11ZM15 213V212H14ZM45 213V212H44ZM88 213V214H89ZM13 214V213H12ZM4 215H5V213H4ZM9 215V214H8ZM20 215V214H19ZM21 215H23L22 213H21ZM20 215V216H21ZM42 215H43V213H42ZM109 215V214H108ZM112 215V214H111ZM10 216V215H9ZM13 216V215H12ZM11 216V217H12ZM24 216H25V214H24ZM30 216V215H29ZM35 216H36V214H35ZM100 216V215H99ZM8 217V216H7ZM33 217H34V215H33ZM109 217L111 218L112 216H110L109 215ZM24 218V217H23ZM48 218V217H47ZM104 218V217H103ZM115 218V217H114ZM14 219V218H13ZM12 219V220H13ZM17 219V218H16ZM20 221L21 222H23V220H22V218L20 217ZM36 219V218H35ZM11 220V219H10ZM37 220V219H36ZM47 220V219H46ZM16 221V220H15ZM115 221V220H114ZM191 221V220H190ZM14 221H12L11 222V224L13 223ZM18 222H19V220H18ZM34 222V221H33ZM169 222H171V221H169ZM174 222V221H173ZM255 222H257V223H255ZM20 223V222H19ZM109 223V222H108ZM107 223V224H108ZM187 223H189V222H187ZM14 225L16 224V222L15 223H13ZM181 224V223H180ZM14 225H12V226H14ZM25 225V224H24ZM94 225V224H93ZM94 225V226H95ZM116 225V224H115ZM174 225V224H173ZM172 225V223H171V225H170V227H171V235H174V234H176V235H179V236H181L184 240H192V242H193V240H197V238H198V236H199V233H198V231L196 230V229H198V228H193V226H190V224H185L184 226L182 225V227L180 228V226H179V228L180 229H175L174 228V226ZM192 225V224H191ZM258 225H260V226H258ZM29 226V225H28ZM47 226V225H46ZM117 226V225H116ZM262 226V227H261ZM22 227V226H21ZM119 227V226H118ZM28 228V227H27ZM100 228H101V226H100ZM99 228V229H100ZM23 229H24V227H23ZM39 229V228H38ZM43 229V228H42ZM114 229H116V228H114ZM113 229V230H114ZM118 229V228H117ZM108 230V229H107ZM126 230V229H125ZM22 231H24V230H22ZM31 231V230H30ZM111 231V230H110ZM230 231H231V229H230ZM1 232V231H0ZM17 232V231H16ZM15 232V233H16ZM25 232H27V231H25ZM29 232V231H28ZM37 232V231H36ZM202 232V231H201ZM233 232V231H232ZM231 232V233H232ZM244 232H245V230H244ZM4 233V232H3ZM2 233V234H3ZM14 233V234H15ZM22 233V232H21ZM38 233V232H37ZM5 234V233H4ZM13 234V235H14ZM27 234V233H26ZM105 235V234H104ZM243 235H245V233L243 234ZM3 236H5V235H3ZM8 236V235H7ZM6 236V237H7ZM12 236V235H11ZM107 236V235H106ZM230 236H231V234H230ZM234 236V235H233ZM237 236V235H236ZM14 237V236H13ZM16 237V236H15ZM14 237V238H15ZM18 237V236H17ZM16 237V238H17ZM22 237H24L23 235H22ZM244 236H242V238H243ZM258 237V238H257ZM14 239V238H12V237H10L9 236V239ZM15 238V239H16ZM28 238V237H27ZM26 238V239H27ZM37 238V237H36ZM122 238V237H121ZM230 238H233V237H230ZM249 238H251V237H249ZM248 238V239H249ZM11 239H10V241H11ZM38 239V238H37ZM237 239H239V238H237ZM5 240V239H4ZM3 240V241H4ZM8 240V239H7ZM200 240V239H199ZM198 240V241H199ZM246 240V239H245ZM0 241H1V239H0ZM9 241V240H8ZM13 241V240H12ZM12 241H11V243H12ZM15 241V240H14ZM29 241H31V240H29ZM239 241V240H238ZM253 241V240H252ZM17 242V241H16ZM20 242V241H19ZM143 242V241H142ZM180 242V241H179ZM190 242V241H189ZM233 242V241H232ZM235 243H236V241H234ZM243 242H244V240H243ZM8 244H9V242H7ZM10 243V244H11ZM15 243V242H14ZM13 243V244H14ZM24 243V242H23ZM144 243V242H143ZM177 243H178V241H177ZM198 243V242H197ZM235 243H232L231 245H230V254H232V256L233 255H235V253L237 252V248L235 247L236 245H235ZM254 243V242H253ZM252 243V244H253ZM6 244V243H5ZM18 244V243H17ZM22 244V243H21ZM237 244V243H236ZM241 244V243H240ZM258 244H256L255 243V245H258ZM244 245V244H243ZM260 245V246H261ZM14 246V245H13ZM22 246V245H21ZM23 246H26L25 244L23 245ZM187 246V245H186ZM253 246V245H252ZM259 245H258V247H260ZM262 246V248H263V250H264V247ZM3 247V246H2ZM196 247H197V244H196ZM255 246H253V248H254ZM6 248V247H5ZM4 248V249H5ZM9 248V247H8ZM19 248V247H18ZM27 248V247H26ZM82 248V247H81ZM90 248V247H89ZM93 248V247H92ZM98 248V247H97ZM187 248V247H186ZM236 248V249H235ZM241 248V247H240ZM245 248V247H244ZM261 248V247H260ZM260 248H258V249H260ZM1 249V248H0ZM7 249V248H6ZM15 249V248H14ZM24 249V248H23ZM69 249V248H68ZM80 249V248H79ZM87 249V248H86ZM92 250V249H91ZM103 250V249H102ZM161 250V249H160ZM245 251H246V249H244ZM15 251V250H14ZM20 250H18V252H19ZM90 251V250H89ZM188 251V250H187ZM186 251V252H187ZM190 251H192V250H190ZM190 251H189V255H190ZM195 251V250H194ZM200 251V250H199ZM251 251V250H250ZM256 251H258V250H256ZM260 251V250H259ZM4 252V251H3ZM9 252V251H8ZM11 252V251H10ZM17 252V253H18ZM21 252V251H20ZM19 252V253H20ZM25 252V251H24ZM27 252V251H26ZM54 252V251H53ZM82 252V251H81ZM86 252V251H85ZM6 253V252H5ZM28 253V252H27ZM26 253V254H27ZM75 253V252H74ZM244 253V252H243ZM8 254V253H7ZM12 254V253H11ZM23 254V253H22ZM25 254V253H24ZM29 254V253H28ZM56 254V253H55ZM92 254V253H91ZM102 254V253H101ZM104 254V253H103ZM102 254V255H103ZM106 255H107V253H105ZM185 254V253H184ZM246 254V253H245ZM10 255V254H9ZM33 255V254H32ZM59 255H60V253H59ZM63 255V254H62ZM101 255V256H102ZM2 256V255H1ZM0 256V257H1ZM4 256V255H3ZM8 256V255H7ZM7 256H5V257H7ZM12 256V255H11ZM20 257H21V254L19 255ZM23 256V255H22ZM71 256V255H70ZM236 256V255H235ZM9 257V256H8ZM67 257V256H66ZM80 257V256H79ZM106 257V256H105ZM187 257V256H186ZM15 258V257H14ZM22 258V257H21ZM27 258V257H26ZM78 258V257H77ZM83 258V257H82ZM109 258V257H108ZM153 258V257H152ZM163 258V257H162ZM4 259V258H3ZM7 259V258H6ZM23 259V258H22ZM70 259V258H69ZM85 259V258H84ZM95 259V258H94ZM98 259V258H97ZM97 259H96V261H97ZM154 259V258H153ZM235 260H236V257L234 258ZM11 260V259H10ZM53 260H54V258H53ZM98 260H100V259H98ZM108 260V259H107ZM234 260V261H235ZM15 261H16V259H15ZM25 261V260H24ZM31 261V260H30ZM68 261V260H67ZM86 261V260H85ZM187 261V260H186ZM197 261V260H196ZM201 261V260H200ZM12 262V261H11ZM28 262V261H27ZM60 262H62V261H60ZM81 262V261H80ZM83 262V261H82ZM94 262V261H93ZM103 263H104V261H102ZM20 263V262H19ZM65 263V262H64ZM64 263H61V264H64ZM67 263V262H66ZM69 263V262H68ZM73 263V262H72ZM72 263H70V264H72ZM96 263H98V262H96ZM184 263V262H183ZM195 263V262H194ZM2 264V263H1ZM12 264V263H11ZM35 264V263H34ZM55 264V263H54ZM60 264V263H59ZM74 264H78V263H74ZM84 264V263H83ZM86 264V263H85ZM109 264V263H108Z\"/></svg>","mask_w":264,"mask_h":264}]
</instances>
